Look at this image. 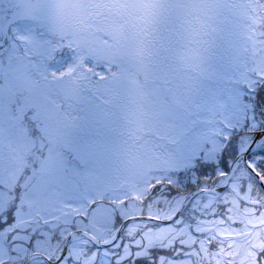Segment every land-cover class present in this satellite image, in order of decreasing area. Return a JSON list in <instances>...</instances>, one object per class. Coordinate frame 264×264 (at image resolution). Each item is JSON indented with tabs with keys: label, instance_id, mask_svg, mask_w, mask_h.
<instances>
[{
	"label": "snow or ice",
	"instance_id": "snow-or-ice-1",
	"mask_svg": "<svg viewBox=\"0 0 264 264\" xmlns=\"http://www.w3.org/2000/svg\"><path fill=\"white\" fill-rule=\"evenodd\" d=\"M0 264H264V0H0Z\"/></svg>",
	"mask_w": 264,
	"mask_h": 264
}]
</instances>
